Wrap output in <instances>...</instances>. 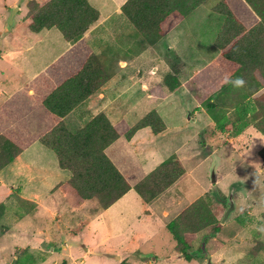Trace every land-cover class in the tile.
Masks as SVG:
<instances>
[{"label":"rangeland","instance_id":"374dc122","mask_svg":"<svg viewBox=\"0 0 264 264\" xmlns=\"http://www.w3.org/2000/svg\"><path fill=\"white\" fill-rule=\"evenodd\" d=\"M28 1L0 0V105L8 94L26 86L31 80V73L41 70L56 56L63 44V39L55 28L40 32L28 30ZM102 1L104 0H99L98 4H104L106 9L112 7L108 0ZM12 7H17V11L13 24L7 27L6 20ZM128 27L131 34H128ZM121 31L127 34L129 40L126 47L122 48H127V52L122 54L119 49L110 51L106 46L99 57L108 75L102 90L109 101L107 103L117 105V116L124 123L132 125L153 105V100L134 103L140 83H151L147 93L159 98L164 90L160 88L162 84L155 83L162 82V77L168 70L164 68L162 61L163 52L134 40L138 37L137 33L128 23L125 22ZM202 47L206 50L208 61L216 49L212 44ZM19 66L29 67L26 71H20ZM183 78L185 77L181 80ZM100 94L102 93L91 95L66 115L64 122L69 131L76 130L94 114V103L95 100L100 101ZM164 101L161 109H167L169 113L172 111V115L181 122L180 115L186 117L185 105L192 111L194 120L179 126L178 132L181 133L182 140L187 137L190 139L186 151L189 159L196 161L184 162L187 174L176 181L154 208L160 214V209L167 207L172 196L183 192L185 200L181 199L165 219V222H169L176 210L201 192L200 185L208 188L203 198L208 201L216 221H219L215 230L207 227L197 234L190 243L189 257L183 258L178 245L159 223L150 229L142 230L138 227V221L133 216L140 211L142 203L133 189L107 210L105 220L109 225L105 229H102L97 220H90L82 229L81 226L75 227L98 212L92 202L82 203L77 207L67 205L65 209L54 210L52 220L41 212L34 214L33 218L29 217L35 211L34 205L17 203V189H10L9 186L23 180L29 181L30 186L27 188H36L41 202L49 203L59 200V195L49 196L51 184L68 176L67 171L57 167L52 151L35 141L10 161L8 167L0 170V264L12 263L14 257L17 259L16 264H51L53 259L64 264L66 249H60L63 243L66 248H75L78 253L85 246H95L92 247L94 251L116 253L113 255L127 258L130 264H142L139 261H143V264H261L264 251H256L254 248L258 243L264 242V161L258 154L264 147L263 135L250 127L245 132V135H249L248 139L244 135L233 146L229 145L226 138L214 137L210 141L208 127L203 120L204 114L194 112L193 100L181 93V97L175 94ZM194 133H197L195 138ZM211 170L216 171L217 180L214 184L210 182ZM31 176L34 178L30 180ZM219 199H230L234 203V210L223 223H220V219L226 208ZM60 206L64 207L63 204ZM77 215L81 216L78 218ZM75 216L83 222L76 223ZM100 239H103L101 243ZM202 239L204 250L209 255L208 260L204 255H199ZM43 241L52 247L51 251L46 252L40 248ZM28 248L31 254H28ZM148 259L152 261H147ZM108 261L110 264L114 262Z\"/></svg>","mask_w":264,"mask_h":264},{"label":"trees","instance_id":"16d2710c","mask_svg":"<svg viewBox=\"0 0 264 264\" xmlns=\"http://www.w3.org/2000/svg\"><path fill=\"white\" fill-rule=\"evenodd\" d=\"M171 2L126 0L120 11L142 42L152 45L177 20V17L166 18V12L173 6ZM228 3L246 7L241 0H222L213 11L225 13L223 9ZM27 14L29 31L55 28L70 42V47L1 103L0 169L32 141H38L53 152L57 166L68 171L69 177L62 182V187L69 202L78 204L90 200L98 209H105L129 189L123 175L105 155V147L119 137L129 139L142 127L147 126L156 134L164 129V124L153 109L130 126L122 121L110 124L103 112H97L82 126L69 131L63 118L97 93L107 79L100 60L82 38L84 31L97 19L98 12L86 0H29ZM214 46L219 50L218 57L187 80L185 86L207 112L220 104L230 110L227 121L245 117L264 137V27L247 29L224 22ZM226 77H242L245 85L233 88L225 83ZM162 84L170 92L179 85L174 76L167 74ZM258 154L264 161V147ZM182 174V166L170 156L132 188L143 202L149 203ZM262 183L264 185V177ZM262 218L264 221V211ZM218 226L219 221L203 196L194 199L165 225L183 258L190 256V243L201 230L207 227L215 230ZM254 249L264 251V242ZM16 261L15 258L10 264ZM118 264L127 263L122 260Z\"/></svg>","mask_w":264,"mask_h":264},{"label":"crops","instance_id":"0c3cea01","mask_svg":"<svg viewBox=\"0 0 264 264\" xmlns=\"http://www.w3.org/2000/svg\"><path fill=\"white\" fill-rule=\"evenodd\" d=\"M34 1H41V0H34ZM86 1L98 12L97 19L89 25V27L84 31L82 35L84 42L87 44L91 52L98 59L106 46L110 48V51L119 49L121 50L122 54L126 53L127 48L124 49L122 48L126 47L125 44H127L129 40L127 38V34L122 33L121 29L124 26L125 22L128 23L129 26H131V28H133L131 23L124 17V15L120 11L121 5L124 4L126 0H108L110 3L109 6L112 4V7L109 9H106L104 4L102 3L98 4L99 0H86ZM170 1H172L171 4L173 6L170 11L166 12V18L169 20L177 17V20L172 25V27L169 30H167V32H165L156 40L154 44L148 46L151 48H155L157 51L164 53L162 61L164 64V68L168 70V72L167 73L165 72L163 77L166 74L172 75L178 80L179 85L174 91L170 92L168 90H165L166 87L162 84L161 81L159 83H155L157 85L162 84L160 88L164 90L163 94L159 98L156 97L157 98L156 99L153 95H149L147 93V88L151 83L149 84L140 83V90L138 91V96H135L136 100L134 102L135 104H141L142 102H148L150 100H153V105L151 106V108L145 110L144 112L146 113L152 109L156 111L164 124V129L154 134L149 127L147 126L142 127L136 130L129 139L119 137L105 147L104 149L105 155L112 162L115 168L123 175L124 179L129 185V189L105 209H98L96 207L98 212H96L94 216L92 217L90 216L88 219L86 218V221L82 223V225H76L75 227L81 226L80 229H82L88 225V222L90 220L91 221L97 220V223L102 227V229H105L106 225H109L108 222L105 220L106 219L105 215L107 214L108 216L107 210L113 204H115L125 195H127L128 192L133 189L132 187L134 184H136L140 179H142L148 172H150L153 168H155L160 162H162L164 159L170 156H173L182 166L183 169L182 175L187 174L186 168L184 166V162L187 161L188 163H194L196 159L194 160L189 159L188 151H186V145L188 144L190 139L187 137L182 140L181 133L178 132L180 131L178 128L181 125H186V122L188 121H193L194 120V118L192 117L193 113L188 109V106L185 105L186 117L180 115L181 120L183 121L181 122L180 120H177L175 116L172 115V111L169 113L167 109L164 110L161 109L163 105V101L166 100L169 96L171 95L174 96L175 94H177L179 97H181V93H182L183 95L188 96L189 100L194 101V105H193L194 112L197 111V113L202 112L204 114L203 120L206 121V125L208 127V140L210 141H213L212 138L214 137H218L220 139L226 138L227 141L229 142V145L233 146L235 141L241 139L242 136L245 135V132L250 127L256 130L252 126V122L247 121L245 117L241 119H237L232 122L227 121L226 116L230 110L222 108L220 104L215 105L217 107H214L213 109H210L207 112L203 107L199 105L197 98L185 86V83L192 76L196 75L199 71L204 69L207 65H209V63L213 62L218 57L219 50L214 46V40L216 39L219 33V29L223 26L224 22H227V24L234 27H241L247 29L254 27H264V0H241L246 7L238 3L236 5H232L228 3L227 5H225L223 9L225 13L213 11V7L222 0H201L199 3L194 5L191 4L196 0H170ZM229 13L231 14V17L228 16ZM46 30L48 29H43L40 31H46ZM131 32H132L131 29H129L128 27V34H131ZM137 36L138 37H135L134 40H136L137 42H142L139 41L141 40V38L138 33ZM208 44H212L216 49V51L214 52V54L212 53L213 55L210 58H208L207 61L206 50L204 47H202V45H208ZM69 47H70V42L65 41L63 39V44L59 52L47 64H45L41 70H43L48 64H50L54 59H56ZM28 67L24 68L23 66H19L18 70L26 71ZM218 67L221 68L220 66ZM41 70H38L36 73L34 72L31 73V79ZM138 73L139 72H137L136 75H138ZM182 77L185 78L181 80ZM107 80H108V75L106 81L101 85L98 91L102 93L100 94L101 99L99 98L100 100L99 102L95 100L94 103L95 112H93L94 114H92L89 118H91L97 112H103L106 118L108 119V121L110 122V124H115L120 121L123 122V120L119 118V116H117L119 114L118 107H116L117 105H114L112 103H107L109 101L106 100L105 93L102 90V88L104 87L103 85L106 84ZM209 85L210 84L208 83V87ZM98 92L95 94L97 95ZM12 93H14V91L8 94L4 98V100ZM214 96L215 93L211 95V99H213ZM127 103L128 101H126L125 104ZM245 115H248V112L245 113ZM64 118H63V122H64ZM89 118H87L86 120H88ZM85 121L83 122V124L85 123ZM127 125L130 126L129 124ZM196 135L197 133H194L193 137L195 138ZM245 136L247 140L249 135H245ZM193 137L191 138V140H193ZM33 142L35 141H32L29 145H31ZM197 149L198 151H200L199 147L198 148L196 147V150ZM8 164L6 165L7 167ZM215 170H214L215 173L214 178L216 181L217 176ZM68 177H69V173L64 180L51 184L48 191L49 196L59 195L58 196L59 200L51 201L49 203L41 202L39 193L38 191L36 192V188L34 187L27 188L28 185L30 186L29 181L25 182V180H23V182H20L18 184L12 183L13 185H10L9 187L10 189H14V188L17 189L16 190L17 203L34 205L35 211L29 214V217L33 218L34 214L41 212V213H46L48 215L47 219L52 220V212L54 210L65 209L67 205L77 207L82 203L92 202L90 200H83L78 204H71L69 202L64 187H62V182L67 180ZM33 178L34 177L31 176L30 180ZM179 178L175 180L168 188H166L162 193L157 195L149 203L143 202L141 198L136 194L142 203L140 207V211H138L133 216V218L136 221H138L137 223L138 227H140L142 230L150 229L153 226H156L157 223H159L166 229L165 225L168 221L165 222V219L168 218L171 211L177 205H179L181 199L185 200V194L182 192L178 194L176 193L175 196H172L173 198L172 201H170L167 204V207H162L160 209L159 212L160 214H158V210H156L154 206H156L158 201L162 200L163 196L168 194L171 187L174 186V184H176V181H178ZM197 185H199L198 182ZM199 187L201 189L200 190L201 192L198 193L195 198H192V200H188L185 206L176 210V212H174L170 220L174 218L180 211L183 210V208H185L188 204H190L194 199H196L199 196H203L205 193H207L208 188H203L200 185ZM92 203L96 206L94 202ZM60 204H63L64 207H61ZM77 216L79 218V216L81 215H77ZM74 219L76 223L80 222L81 224V221L83 222V220H78L76 216ZM195 238L193 240H195ZM99 241L101 243L103 239H100ZM80 243L82 244L83 242L80 241ZM41 245L50 247V250L43 249ZM92 247L85 246L83 247L81 252L78 253L75 248L72 247L71 249L66 248L63 243L60 246V249L61 250L63 248L66 249V253L64 255L66 259L64 264H110L108 260H113L114 262L112 264H118L122 260H124L127 264H130L127 258L126 259L122 258L118 254L113 255L116 253H111V252L103 253L100 251L97 252L94 251ZM40 248L46 252L52 250V247L48 245L45 241L40 243ZM27 252L28 254H31V250L29 248L27 249ZM181 255L183 254L181 253ZM14 259L15 257L12 260ZM77 260L78 262H76ZM147 261H152V259L151 260L148 259ZM139 262L143 264V261H139ZM51 264H60V262L58 260L53 259L51 261Z\"/></svg>","mask_w":264,"mask_h":264},{"label":"water","instance_id":"95a60500","mask_svg":"<svg viewBox=\"0 0 264 264\" xmlns=\"http://www.w3.org/2000/svg\"><path fill=\"white\" fill-rule=\"evenodd\" d=\"M16 11H17V7H12L10 9L9 15L7 17V20H6V26L7 27H10L12 25V23H13V16H14V14H15ZM210 182L211 183H214L215 182L213 170H211V173H210ZM233 210H234V203L232 201H229L228 204H227V207L224 210L223 215H222V217L220 219V223H223L228 218V216L230 215V213ZM41 246L45 250H50V247L43 246V245H41ZM199 252H200L199 255H204L206 257V259L208 260V256L209 255L204 250V240L203 239L201 240V247H200Z\"/></svg>","mask_w":264,"mask_h":264},{"label":"clouds","instance_id":"9594fccd","mask_svg":"<svg viewBox=\"0 0 264 264\" xmlns=\"http://www.w3.org/2000/svg\"><path fill=\"white\" fill-rule=\"evenodd\" d=\"M225 83H229L233 86V88H241L245 85V80L242 77H237L235 79H231L230 77L225 78ZM264 231V229H262Z\"/></svg>","mask_w":264,"mask_h":264},{"label":"flooded vegetation","instance_id":"af4514ba","mask_svg":"<svg viewBox=\"0 0 264 264\" xmlns=\"http://www.w3.org/2000/svg\"><path fill=\"white\" fill-rule=\"evenodd\" d=\"M219 200L225 204V208L227 207L228 202L231 201L230 199H219Z\"/></svg>","mask_w":264,"mask_h":264}]
</instances>
